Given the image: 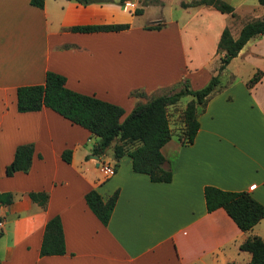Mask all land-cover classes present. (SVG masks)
Returning <instances> with one entry per match:
<instances>
[{
	"label": "crops",
	"instance_id": "obj_1",
	"mask_svg": "<svg viewBox=\"0 0 264 264\" xmlns=\"http://www.w3.org/2000/svg\"><path fill=\"white\" fill-rule=\"evenodd\" d=\"M127 2L44 0L39 8L30 0H0V192L14 195L0 205V264H245L251 253L239 245L254 235L264 239V218L243 231L223 208L208 212L204 198V187L215 186L247 191L264 205V74L246 85L256 70L264 73V34L251 38L221 72L219 88L198 112L193 143L178 138L186 103L175 112L178 105L169 107L172 137L161 148L169 182L134 172L131 159L116 160L111 148L92 157L98 137L48 107L17 110V88L43 84L53 71L66 77L68 88L120 105L123 120L147 99L131 96L135 89L150 97L183 79L192 89L203 87L219 65L222 30L227 26L237 37L244 24L205 4L184 7L182 25L173 18L141 21L144 7L137 15ZM157 21L160 29L145 28ZM123 23L129 28L71 30ZM246 64L251 72L237 78ZM26 143L34 146L29 171L6 175L16 147ZM101 160L115 166L114 175L100 172ZM92 189L103 199L118 191L107 225L86 203ZM31 191L48 194L45 207ZM54 216L65 253L41 256L44 228Z\"/></svg>",
	"mask_w": 264,
	"mask_h": 264
},
{
	"label": "trees",
	"instance_id": "obj_2",
	"mask_svg": "<svg viewBox=\"0 0 264 264\" xmlns=\"http://www.w3.org/2000/svg\"><path fill=\"white\" fill-rule=\"evenodd\" d=\"M88 3L93 0H79ZM264 4V0H259ZM33 6L43 8L44 0H30ZM211 5L222 13L235 14L234 6L225 0H193L182 6ZM141 14L142 9L135 10ZM156 23L146 25V29H160ZM129 28L128 23L74 26L72 31H119ZM264 34V16L249 20L242 25L237 37H233L229 27H224L217 42L219 65L210 80L199 89H192L187 79L174 84L157 95L147 97L143 90L135 89L131 96L146 97V101L137 102L131 112L121 120L124 109L117 104L101 100L94 95L83 94L66 86V77L62 74L46 71L43 84L23 85L17 88V110L19 112L38 111L48 107L72 123L87 129L98 137L92 153L105 155L108 148L112 156L119 160L124 155L131 159L134 172L147 174L152 181L169 182L172 171L165 167V157L161 148L172 137L169 123V107L177 105L185 96L191 98L181 113L182 130L178 135L181 144L193 143L199 129L198 112L202 110L210 96L220 86V74L231 60L237 56L243 46L251 39ZM263 71L256 70L247 80L250 88L263 76ZM34 146L32 143L16 147L11 163L6 167V175L17 171L27 173L31 167ZM62 158L69 162L71 152L65 150ZM29 197L45 207L48 194L43 191H31ZM118 191L103 199L97 190L85 194V200L92 212L102 224L107 225L114 209ZM204 198L208 212L223 208L239 229L246 231L264 218V205L247 191H231L215 186L204 187ZM11 192H0V205L12 203ZM1 221V218H0ZM2 229L0 228V236ZM241 250L251 253V259L245 264H264V239L258 235L248 237L239 245ZM65 253L62 224L59 216L49 219L45 225L40 246V255H61ZM227 264H235L229 262Z\"/></svg>",
	"mask_w": 264,
	"mask_h": 264
},
{
	"label": "rangeland",
	"instance_id": "obj_3",
	"mask_svg": "<svg viewBox=\"0 0 264 264\" xmlns=\"http://www.w3.org/2000/svg\"><path fill=\"white\" fill-rule=\"evenodd\" d=\"M128 0L127 4L134 2V9H142L144 7L145 14L142 18H140L141 21L148 20L149 18H157L162 17L166 20H169L171 18L178 19L180 22V25L183 24L184 17L187 16V12L184 10V6H182V3H186L185 1L191 2V0ZM228 3L232 4L233 6H236V23L243 24L249 20L261 17L264 15V4L260 3L259 0H225ZM136 4V5H135ZM181 4V5H180ZM235 16L233 17L235 19ZM161 23V21L156 22ZM162 24V23H161ZM235 63V62H234ZM229 68L232 70L235 67V64H231ZM251 66L246 64L242 65L240 69L237 71L239 76L237 78H244L247 74H249L251 71ZM235 70V69H234ZM237 70V69H236ZM226 76L221 80L222 82L226 81ZM188 96H185L181 99L180 104H177L178 108L173 109V111H179L180 107H183L184 104L187 101ZM178 109V110H177ZM180 115V121H181V114ZM179 121V122H180ZM179 122L176 121L174 123L175 127L177 128L179 125ZM182 123V122H181ZM181 125V124H180ZM179 125V126H180ZM179 129V128H178Z\"/></svg>",
	"mask_w": 264,
	"mask_h": 264
},
{
	"label": "built area",
	"instance_id": "obj_4",
	"mask_svg": "<svg viewBox=\"0 0 264 264\" xmlns=\"http://www.w3.org/2000/svg\"><path fill=\"white\" fill-rule=\"evenodd\" d=\"M129 7H134L133 3L127 4ZM98 168L100 172L105 176V177H110L115 174L116 168L113 166V164H110L109 162H105L104 160H101L98 163ZM2 226V221H0V227Z\"/></svg>",
	"mask_w": 264,
	"mask_h": 264
},
{
	"label": "water",
	"instance_id": "obj_5",
	"mask_svg": "<svg viewBox=\"0 0 264 264\" xmlns=\"http://www.w3.org/2000/svg\"><path fill=\"white\" fill-rule=\"evenodd\" d=\"M92 157H95V158H97V156H96V155H92Z\"/></svg>",
	"mask_w": 264,
	"mask_h": 264
}]
</instances>
